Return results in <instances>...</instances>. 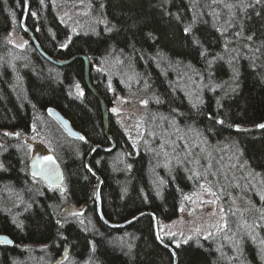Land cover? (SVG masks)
<instances>
[{
    "label": "trees",
    "instance_id": "1",
    "mask_svg": "<svg viewBox=\"0 0 264 264\" xmlns=\"http://www.w3.org/2000/svg\"><path fill=\"white\" fill-rule=\"evenodd\" d=\"M52 1L28 0L25 19L49 57L84 54L89 64L118 59L121 68H129L145 84L153 113L196 131L208 154L216 146L231 148L248 176L264 181V128L257 126L264 121V0H86L97 22L92 30L72 34ZM23 7V0H0V132L27 134L35 127L53 136L51 153L65 181L59 192L29 175L28 155L21 148L7 146L1 152L0 233L13 245H0V264H35L40 258L55 264L64 254L59 264H172L169 250L154 238L148 215L117 229L98 218L96 177L85 158L93 145H109L99 102L84 84L81 59L57 66L30 41L29 51L7 42ZM89 79L109 106L104 83L92 71ZM112 83L116 86V78ZM75 84L81 95L73 91ZM182 87H198L199 102L188 101ZM50 108L69 119L84 139L68 135L48 115ZM107 133L114 149L96 150L89 159L101 179L103 217L120 223L149 211L160 219L174 218L179 193L189 189L180 169L174 168L173 176L162 173L156 190L148 176L149 154L138 150L126 156L130 143L110 114ZM117 153L124 154L122 164L113 160ZM247 195L254 210L246 212L245 220L260 217L264 223V213L257 212L264 197ZM69 205L81 212L65 214ZM263 227H256L252 242L231 226L228 243L216 237L189 239L173 246L176 264H264L256 251L264 243Z\"/></svg>",
    "mask_w": 264,
    "mask_h": 264
},
{
    "label": "rangeland",
    "instance_id": "2",
    "mask_svg": "<svg viewBox=\"0 0 264 264\" xmlns=\"http://www.w3.org/2000/svg\"><path fill=\"white\" fill-rule=\"evenodd\" d=\"M52 2L58 18L66 25L70 34L94 28L97 21L89 14L86 0ZM6 40L15 50H31L29 39L17 20L13 21ZM119 63L115 58H103L98 63L92 62L88 66V75L90 77L92 71L93 76L103 82L109 91L111 98L109 114L130 143V149L125 150L126 156L138 150H144L149 154L151 163L148 176L156 190L163 182L164 174L173 176L174 168H179L188 181L189 189L179 193L175 217L159 221L160 236L169 238L170 247L189 239L212 237L223 238L226 240L224 243H228L230 240L226 235L231 226L243 232L244 238L252 242L256 227L264 223L258 221L260 217H250L248 220L252 222L251 225L245 220L244 215L249 214L246 212L254 210V204L250 203L247 194H255L261 200L264 197V181L258 177H254L253 181V177L248 176L250 172L235 162L231 148L227 150L216 146L208 154L207 148L202 147L201 135L199 136L196 131L184 130L172 118L153 113L149 107L151 97L144 92L145 84L140 82L139 77L129 68H121ZM119 72H122V75ZM114 78L117 80L116 86L112 83ZM197 89L198 87L182 89L186 99L192 104L199 102L200 95L197 97ZM73 91L78 95L82 94L80 85L75 84ZM143 101L147 103H142ZM42 118L43 116H40L41 121ZM52 138L53 136L50 138L48 134L44 135L43 132L35 130V127L27 134L15 131L0 132V154L7 146L21 148L28 156L40 151L51 152ZM113 160L122 164L124 154L123 157L122 154H114ZM258 205L261 208L257 212L261 216L264 213V203ZM64 212L68 215L79 214L81 208L69 205ZM233 241L235 245L238 244L236 239ZM232 245L229 244L232 252L237 251V247ZM256 251H259L258 259L261 261L263 257L264 260V243L257 245ZM64 257L65 254L62 258ZM62 258L55 264H59ZM35 264L46 262L40 258Z\"/></svg>",
    "mask_w": 264,
    "mask_h": 264
},
{
    "label": "water",
    "instance_id": "3",
    "mask_svg": "<svg viewBox=\"0 0 264 264\" xmlns=\"http://www.w3.org/2000/svg\"><path fill=\"white\" fill-rule=\"evenodd\" d=\"M28 13V5L25 2L24 7H23V12L21 15L20 19V24L23 29L24 34L26 37L29 39V41L32 43V45L43 55L46 56L47 60L52 62L53 64L57 66H62L70 63L72 60L80 57L83 61V81L86 86V88L96 97V99L99 102L100 106V111H101V116L103 120V127H104V133L106 134V137L110 143V145L107 146H102L99 144H96L92 146L91 151L89 155L86 156L85 158V164L89 171L96 177V185H95V201H96V213L97 216L99 217L100 220H102L106 225L117 228V227H123L125 225L130 224L131 222L135 221L137 218L143 215H149L153 219V229H156V221H155V216L148 211L142 212L137 214L136 216L121 222V223H110L108 221H105L104 218L102 217V213L100 210V202H99V193H98V188L100 186L101 179L99 178L98 174L95 172V170L92 168V166L89 164V159L91 158V155L94 150L100 149L104 151H109L113 150L115 143L110 134L107 133V128H108V114H109V109L107 104L104 102L103 98L100 96V94L97 92L95 87L93 86L92 82L89 79L88 76V58H86L84 55L83 56H78V55H73L68 59L64 60H55L49 56H47L38 46L36 39L32 33V31L27 27L25 24V19ZM48 113L57 121V123L61 126V128L70 136L79 138L81 136L80 132L76 130L73 126L72 123L70 122L69 119H67L65 116H63L60 112H58L54 108L48 109ZM259 125H264V121L260 122L257 126ZM37 154L35 156H32L31 159L28 162V173L32 178L40 180L42 183H44L48 187H59L60 191H62V172L60 169V166L54 157V155L51 152H37L34 153ZM45 156H51L52 160L47 161L43 160V157ZM0 245H8L11 246L13 245V241L6 236L5 234L0 233ZM167 250L171 253L172 256V264H176V254L173 250V247H170L169 245L166 246Z\"/></svg>",
    "mask_w": 264,
    "mask_h": 264
},
{
    "label": "bare ground",
    "instance_id": "4",
    "mask_svg": "<svg viewBox=\"0 0 264 264\" xmlns=\"http://www.w3.org/2000/svg\"><path fill=\"white\" fill-rule=\"evenodd\" d=\"M27 3V5H29V3H28V0H23V3ZM69 31V30H68ZM69 34H70V32H69ZM37 42V41H36ZM38 44V43H37ZM38 46H39V44H38ZM36 49V48H35ZM41 49V48H40ZM37 50V49H36ZM42 50V49H41ZM43 51V50H42ZM37 52L42 56V57H44L46 60H47V58H46V56L45 55H43V54H41L38 50H37ZM44 52V51H43ZM45 53V52H44ZM46 54V53H45ZM47 55V54H46ZM75 55H78V56H83L84 54H75ZM48 56V55H47ZM86 58H88L86 55H84ZM76 59H81L80 57H78V58H76ZM82 60V59H81ZM89 76V75H88ZM81 134V133H80ZM5 138H6V136H4ZM71 137H73V136H71ZM96 145V144H95ZM94 146V145H93ZM103 146V145H102ZM92 148V147H91ZM91 148L89 149V151H88V153H87V155H89V153H90V151H91ZM96 150H98V149H96ZM96 150H94L93 151V153H92V155L94 154V152L96 151ZM100 150V149H99ZM101 151H104V150H101ZM109 151H112V150H109ZM109 151H104V152H109ZM35 155H37V154H32L31 153V155L30 156H28L27 157V162H26V165H27V171H28V162H29V160L31 159V157L32 156H35ZM92 155H91V157H92ZM55 157V156H54ZM57 160V159H56ZM57 162H58V160H57ZM58 164H59V162H58ZM86 165V164H85ZM59 166H60V164H59ZM60 169H61V172H62V187L61 188H63L62 189V192H63V190H64V181H65V176H64V172H63V169H62V167L60 166ZM89 170V169H88ZM90 172V171H89ZM91 173V172H90ZM92 174V173H91ZM40 181V180H39ZM97 181V180H96ZM41 182V181H40ZM42 183V182H41ZM44 184V183H43ZM45 185V184H44ZM95 185H96V183H95ZM51 188H54V187H51ZM56 189H58V191L60 192V188L59 187H56ZM94 192H95V187H94ZM98 193H99V202H100V210H101V195H100V190H99V188H98ZM94 201H95V194H94ZM95 205H96V201H95ZM149 212V211H148ZM101 213H102V211H101ZM152 213V212H151ZM154 216H155V221H156V229H153V219L151 218V216H149L150 217V219H151V223H152V230H153V235H154V238H155V240L162 246V247H164L165 249H167L166 248V246L167 245H169V238L167 239V237L166 238H163L162 236H160L161 234H159V230H158V223H159V221H165V219H160V218H158L154 213H152ZM102 217H103V215H102ZM99 218V217H98ZM104 218V217H103ZM104 220L105 221H107L105 218H104ZM102 221V220H101ZM103 222V221H102ZM104 223V222H103ZM110 223H112V222H110ZM121 223V222H120ZM105 224V223H104ZM106 225V224H105ZM107 227H109V228H113V227H110V226H108V225H106ZM124 227V226H123ZM117 228H122V227H117ZM116 228V229H117ZM158 237H159V239H158ZM175 252V251H174ZM176 254V253H175Z\"/></svg>",
    "mask_w": 264,
    "mask_h": 264
},
{
    "label": "snow or ice",
    "instance_id": "5",
    "mask_svg": "<svg viewBox=\"0 0 264 264\" xmlns=\"http://www.w3.org/2000/svg\"><path fill=\"white\" fill-rule=\"evenodd\" d=\"M186 31H187V30H186ZM248 39L251 40L252 37L249 36ZM142 103H147V102H146V101H143ZM113 111H115V109H114ZM259 127L264 128V125H259ZM80 138H81V139H84V137H80ZM43 160L51 161V160H52V157H51V156H45V157H43ZM186 198H187V197H186ZM213 203H214V201H213ZM158 239H159V237H158Z\"/></svg>",
    "mask_w": 264,
    "mask_h": 264
}]
</instances>
